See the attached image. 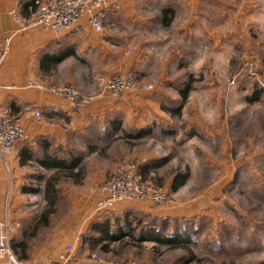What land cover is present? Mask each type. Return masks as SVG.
Listing matches in <instances>:
<instances>
[{"label":"rangeland","instance_id":"1","mask_svg":"<svg viewBox=\"0 0 264 264\" xmlns=\"http://www.w3.org/2000/svg\"><path fill=\"white\" fill-rule=\"evenodd\" d=\"M115 11L102 28L104 34H112L118 52H131L148 35L177 46L183 58L178 64L181 77L168 83L172 95H156L157 88L166 87L156 69L145 80L130 68L117 73L130 71L138 83H149L151 88L125 91L119 98L142 92L137 107L151 96L160 109L177 106L179 113L171 120L180 131H189L167 154L149 153L166 155L167 160L152 161L162 163L148 180L137 173L132 153L118 155V160L115 156L114 162L99 153L100 167L114 165L104 190L121 168L132 165L138 187L144 186L150 199L163 200L157 205L126 199L108 211H95L97 216L81 236L82 245L103 264H264V0H131ZM145 17L154 31L131 33L130 24ZM166 19L168 27L162 26ZM212 34L214 50L207 41ZM187 48L194 50L193 56ZM95 72L103 77L117 74L103 75L89 67L87 77ZM199 119L201 125L189 129L188 124ZM177 182L182 183L173 191ZM69 183L62 177L58 192ZM56 201L48 209L47 204L43 209L42 203L30 205L36 216L29 227L34 232L39 227L33 245L45 242L67 218L71 201L64 193ZM124 204L138 208L116 207ZM44 213L45 223H40ZM126 219L130 226L122 231L129 230L127 236L90 246L88 239L101 237L90 231L94 224L109 220L120 226ZM32 247L25 249L23 260L35 250Z\"/></svg>","mask_w":264,"mask_h":264},{"label":"crops","instance_id":"2","mask_svg":"<svg viewBox=\"0 0 264 264\" xmlns=\"http://www.w3.org/2000/svg\"><path fill=\"white\" fill-rule=\"evenodd\" d=\"M126 2L131 3V0H109L119 8ZM31 9L32 0H0V51L8 40V52L0 67V107L10 108L25 132L13 154L0 156V209L4 220L16 227L9 241L10 249L24 263L44 264L56 260L70 247L73 254L68 264H97L90 260V251L82 245L81 236L93 216H97V202L107 195L103 186L114 171L111 164L114 157L118 160V155L124 158L132 153L136 157L137 173L148 180L162 163L156 161L167 160L166 155L156 157L154 154L160 151L167 154L176 149L175 144L189 130L180 131L171 120L178 115L179 107L160 109L158 103L154 105V96L137 107L136 100L142 97V92L123 99L108 92L98 93L93 78L87 77V68H96L103 75L131 68L138 79L145 80L150 79L149 74L156 69L166 85L162 90L157 88L156 95L168 97L173 93L168 83L181 77L178 64L183 58L177 46L148 35L141 41L142 45L131 52H118L112 34L94 31L87 23V16L78 21L79 29L72 32L55 34L42 28L19 30L13 14L28 19ZM112 15L114 13L104 19L102 26ZM140 21L130 24L131 33L154 31L148 17ZM156 24L161 26L162 23ZM169 25L166 19L162 26ZM207 41L214 50L213 34ZM155 46L158 48L154 49ZM187 50L188 54L194 53L192 48ZM150 62L158 65L153 68ZM29 81L71 84L85 94L96 92V96L87 106L73 110L60 96L28 87ZM128 99H131L129 103ZM36 112L40 113V118L35 116ZM195 122L188 124L189 129L200 126L202 120ZM135 148H139L138 152ZM101 152L106 161L113 158L110 165L99 166ZM62 177L70 183L69 188L60 189L61 193L58 185ZM179 183L174 184L173 191L182 182ZM63 193L71 201L67 218L45 242L33 245L31 240L39 227L35 232L33 226L29 227L36 216L30 205L38 202L42 203V209L44 204L47 209L52 208ZM116 207L138 208L133 204ZM31 247L35 250H29L23 260L25 249ZM0 264L9 263L1 259Z\"/></svg>","mask_w":264,"mask_h":264},{"label":"built area","instance_id":"3","mask_svg":"<svg viewBox=\"0 0 264 264\" xmlns=\"http://www.w3.org/2000/svg\"><path fill=\"white\" fill-rule=\"evenodd\" d=\"M116 6L109 3V0H32V15L24 19L17 14H13L18 29H46L53 33L72 32L77 30L78 21L87 16V23L96 32H102V23L104 19L116 12ZM8 40L5 42L4 49L0 51V67L8 52ZM95 86L100 94L109 92L119 98L125 91H148L151 85L146 82H137L132 72L117 73L113 77H103L100 73L92 74ZM28 87L38 90H45L56 96H60L70 103L73 110H79L87 106L96 95H86L73 88L70 84L62 86H50L48 83L29 81ZM35 116L40 118V113ZM25 136L24 128L19 121L14 118L13 113L8 107H0V156H10L13 154L17 143L23 140ZM125 168V169H124ZM121 168L116 174V180L105 188L106 197L97 202L99 211H108L109 208L118 201L139 200L152 201L154 204L161 202V197L149 198L150 192H147L144 186L138 187L136 177L133 174L132 165ZM148 193V194H147ZM164 197V195H163ZM163 200V199H162ZM8 202L5 203V207ZM15 226L4 220L2 210L0 209V260L7 259L9 264H27L18 260L10 249V239L15 231ZM72 249L67 247L60 253L56 260L44 264H68L72 257ZM90 260L97 264H103V261L90 254ZM42 264V263H29Z\"/></svg>","mask_w":264,"mask_h":264},{"label":"trees","instance_id":"4","mask_svg":"<svg viewBox=\"0 0 264 264\" xmlns=\"http://www.w3.org/2000/svg\"><path fill=\"white\" fill-rule=\"evenodd\" d=\"M50 185V183L47 184V190H48V186ZM50 187V186H49ZM52 203V200L51 202ZM46 215L47 213H44V215L41 216V222L40 223H45V220H46ZM128 219H126L123 223L124 224H120V226L118 224H115L114 222H111L109 220H104L102 221L101 223H97V224H94L93 227H91V232L92 233H95L98 234L101 236V237H94V238H90L88 239V242L90 244V246L94 247L97 243H101L102 241H112V240H117L120 238V235H126L127 236V233L129 232L126 231V232H123V227L127 226V228L130 226V223L127 221ZM115 229V230H113Z\"/></svg>","mask_w":264,"mask_h":264}]
</instances>
